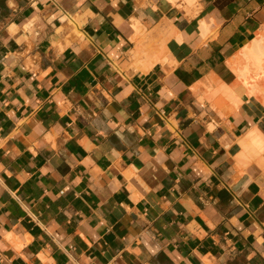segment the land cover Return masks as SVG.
<instances>
[{
  "label": "crops",
  "instance_id": "obj_1",
  "mask_svg": "<svg viewBox=\"0 0 264 264\" xmlns=\"http://www.w3.org/2000/svg\"><path fill=\"white\" fill-rule=\"evenodd\" d=\"M254 40L264 0H0V264H264Z\"/></svg>",
  "mask_w": 264,
  "mask_h": 264
},
{
  "label": "bare ground",
  "instance_id": "obj_2",
  "mask_svg": "<svg viewBox=\"0 0 264 264\" xmlns=\"http://www.w3.org/2000/svg\"><path fill=\"white\" fill-rule=\"evenodd\" d=\"M241 55L242 56H244L245 58H248L249 59V57H251V60H252V63L254 64V65H256L257 66V68L258 69H260L261 71H262V69H264V64H263V62H264V59H263V57H264V54H263V50H262V47H261V44H260V42L258 41V40H254L250 45L248 44L247 46H245L242 50H241ZM240 55V56H241ZM238 56V55H237ZM239 57V56H238ZM242 58V57H241ZM243 59V58H242ZM240 60V59H239ZM237 62H238V60H236ZM236 61H235V63H236ZM241 62V61H240ZM239 63V62H238ZM238 63H236L237 65H238ZM242 66V65H241ZM237 67V66H236ZM235 67V68H236ZM244 67H245V65H244ZM234 68V69H235ZM237 69V68H236ZM239 69V68H238ZM238 69L236 70V72H238ZM241 69V68H240ZM239 69V72L241 71V73L242 72H244L245 70H243L242 71V69L240 70ZM264 71V70H263ZM238 72V73H239ZM241 73L239 74L241 77H242V75L245 73H243L242 75H241ZM262 73V72H261ZM245 74H247V73H245ZM238 75V76H239ZM246 76V75H245ZM262 76H263V73H262ZM261 77V76H260ZM243 79H244V77H242ZM238 79H239V77H238ZM246 79V78H245ZM245 79H244V81H245ZM239 80H241V79H239ZM243 81V82H244ZM246 81H248V80H246ZM242 82V83H243ZM204 83V82H203ZM247 83H250V82H247ZM243 84H245L246 85V83L244 82ZM253 84V83H252ZM251 83H250V85L249 86H251V87H253V85H252ZM222 85H224V84H222ZM224 88H225V86L222 88H219V90L221 89V90H224ZM227 88V90L226 91H229L230 90V87H226ZM225 88V89H226ZM228 88H229V90H228ZM216 89V88H215ZM214 90V89H213ZM218 90V89H217ZM251 89H249V91H250ZM253 90H255V87H253ZM253 90H251V92L253 91ZM226 91H223L224 93H226ZM231 91V90H230ZM229 91V94L228 93H226V95H228L229 97H231V98H233L232 97V95H231V92ZM247 91H248V89H247ZM257 91V90H256ZM212 92H215V91H212ZM217 92V91H216ZM257 92H255V94H256ZM210 94H211V92H210ZM213 94V93H212ZM211 94V95H212ZM208 95V94H207ZM250 95V94H249ZM235 97V99H236V96H234ZM210 98V97H209ZM234 99V98H233ZM237 99H238V97H237ZM235 102H236V100H235ZM238 103V102H237ZM253 133V132H252ZM251 135V134H250ZM249 135V136H250ZM252 136V135H251ZM254 136V135H253ZM256 137H258V136H256ZM255 143L257 144V145H263L262 144V141H261V139H256L255 140ZM255 143H253V144H255Z\"/></svg>",
  "mask_w": 264,
  "mask_h": 264
},
{
  "label": "rangeland",
  "instance_id": "obj_3",
  "mask_svg": "<svg viewBox=\"0 0 264 264\" xmlns=\"http://www.w3.org/2000/svg\"><path fill=\"white\" fill-rule=\"evenodd\" d=\"M264 70V69H263Z\"/></svg>",
  "mask_w": 264,
  "mask_h": 264
}]
</instances>
